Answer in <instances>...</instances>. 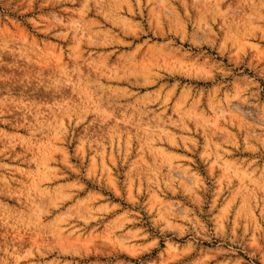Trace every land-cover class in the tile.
I'll return each mask as SVG.
<instances>
[{
	"label": "rangeland",
	"instance_id": "374dc122",
	"mask_svg": "<svg viewBox=\"0 0 264 264\" xmlns=\"http://www.w3.org/2000/svg\"><path fill=\"white\" fill-rule=\"evenodd\" d=\"M0 264H264V0H0Z\"/></svg>",
	"mask_w": 264,
	"mask_h": 264
}]
</instances>
